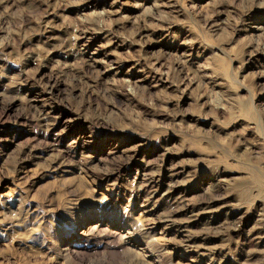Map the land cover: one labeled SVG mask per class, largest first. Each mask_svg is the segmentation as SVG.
Instances as JSON below:
<instances>
[{"label": "rangeland", "instance_id": "rangeland-1", "mask_svg": "<svg viewBox=\"0 0 264 264\" xmlns=\"http://www.w3.org/2000/svg\"><path fill=\"white\" fill-rule=\"evenodd\" d=\"M0 264H264V0H0Z\"/></svg>", "mask_w": 264, "mask_h": 264}]
</instances>
